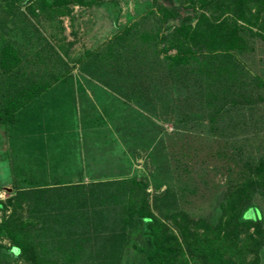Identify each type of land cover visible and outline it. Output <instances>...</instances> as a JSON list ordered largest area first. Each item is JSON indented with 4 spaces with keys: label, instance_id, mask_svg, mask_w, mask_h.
Returning <instances> with one entry per match:
<instances>
[{
    "label": "rangeland",
    "instance_id": "rangeland-1",
    "mask_svg": "<svg viewBox=\"0 0 264 264\" xmlns=\"http://www.w3.org/2000/svg\"><path fill=\"white\" fill-rule=\"evenodd\" d=\"M94 1L14 0L9 9L0 0V59L7 47L17 57L11 71L0 66V105L16 84L60 77L14 125L0 123V202L9 211L16 190H56L52 206L63 207L65 225L59 237L68 236L65 211L79 219L69 229L73 241L75 230L89 231L105 216L74 211L77 199L94 200L96 192L95 202H122L123 188L103 184L137 179L152 206L216 222L224 193L252 174L264 149V131L239 107L258 102L251 77L264 79V9L210 27L202 0ZM181 25L194 55L176 65L160 35ZM251 204L259 215L250 208L243 219L258 217L264 229V196ZM138 228L121 264H147L131 248L142 243ZM0 259L13 257L0 249Z\"/></svg>",
    "mask_w": 264,
    "mask_h": 264
},
{
    "label": "trees",
    "instance_id": "trees-1",
    "mask_svg": "<svg viewBox=\"0 0 264 264\" xmlns=\"http://www.w3.org/2000/svg\"><path fill=\"white\" fill-rule=\"evenodd\" d=\"M94 3V0H52L50 5L90 6ZM201 3L212 17L210 27L222 16L231 15L245 20L253 10L264 9V0H202ZM6 5L9 9L13 8L14 0H6ZM202 17L203 23H206L208 16L204 14ZM130 29L127 26L123 31L129 32ZM188 29L181 25L160 35L163 44L161 51L165 53L174 49L175 54L171 58L176 65L194 55V51L189 49ZM16 58L11 54V48L7 47L1 56L0 66L11 71V59ZM14 66L17 67V64ZM59 80L60 77H54L52 81L30 80L7 89L0 105V123L13 125L18 110ZM250 85L259 103L244 100L239 107L242 111H248L249 118L253 120V129L257 128L261 134L264 131V113L259 104L264 102V79L254 75ZM252 166L250 176L230 186L224 193L214 223L206 218L194 219L179 209L152 206L142 180L105 183L103 185L116 184L123 188L124 201L117 200L115 204L106 206L105 201H94L99 196L96 192L94 200H88L84 195L78 197V207L74 211L82 215L88 207L92 210L97 208L96 215L105 216L97 226L92 224L89 231L83 228L75 230L72 242L69 229L78 227L79 219L77 215L72 217L69 210L65 211L64 218L69 221L66 225L71 227L66 226L67 238L59 237L65 225L61 223L63 207L58 202L55 207L52 206L51 193L56 190H16L9 211L5 203L0 202V212L3 213L0 249L4 253H11V264H121L123 253L130 246V230L138 224L142 243H133L131 248L143 255L147 264H260L264 229L257 221L258 217L243 219V214L246 209L252 208L259 215L251 199L264 196V149L253 160ZM109 193L108 196L111 195ZM104 209L109 214L104 213Z\"/></svg>",
    "mask_w": 264,
    "mask_h": 264
},
{
    "label": "crops",
    "instance_id": "crops-1",
    "mask_svg": "<svg viewBox=\"0 0 264 264\" xmlns=\"http://www.w3.org/2000/svg\"><path fill=\"white\" fill-rule=\"evenodd\" d=\"M46 91H47V90H46ZM46 91H45V92H46ZM43 93H44V92H43ZM43 93H42V94H43ZM42 94H41V95H42ZM41 95H40V96H41ZM40 96H38L36 99H38ZM36 99H34L32 102H34ZM32 102H30L29 104H31ZM29 104H27L26 106H28ZM26 106H24V107H26ZM24 107H23V108H24ZM23 108H21V109H23ZM21 109H20V110H21ZM20 110H18L17 113H18ZM17 113H16V115H17ZM16 115H15V118H16ZM15 123H16V120H15ZM15 123H14V124H15ZM14 124H13V125H14Z\"/></svg>",
    "mask_w": 264,
    "mask_h": 264
}]
</instances>
